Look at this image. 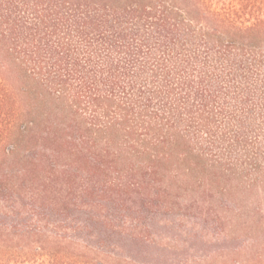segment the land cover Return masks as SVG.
<instances>
[{
  "label": "trees",
  "instance_id": "trees-1",
  "mask_svg": "<svg viewBox=\"0 0 264 264\" xmlns=\"http://www.w3.org/2000/svg\"><path fill=\"white\" fill-rule=\"evenodd\" d=\"M236 1L0 0V264H110L64 248L112 221L72 212L188 179L242 190L264 252V11Z\"/></svg>",
  "mask_w": 264,
  "mask_h": 264
},
{
  "label": "rangeland",
  "instance_id": "rangeland-1",
  "mask_svg": "<svg viewBox=\"0 0 264 264\" xmlns=\"http://www.w3.org/2000/svg\"><path fill=\"white\" fill-rule=\"evenodd\" d=\"M226 2L238 4L236 0ZM252 3L264 11V0ZM131 189L123 190V197L97 195L94 201L101 207L92 208L93 201L86 200L89 207L75 209L72 216L80 222H86L90 214L112 221L110 226L96 224L94 237L86 231L81 238L68 234V240L75 244L64 248L71 252L79 249L89 260L110 264H264V259L259 262L264 252L253 246L254 234L242 228L247 220L240 216V208L245 203L237 187L188 179L168 186ZM258 199L253 196L246 204ZM44 231L50 236L56 233L53 225ZM97 233L113 237L102 245ZM25 245L23 240L13 243L16 247ZM99 250L105 253L95 254ZM15 261L7 260L6 264H29L23 259Z\"/></svg>",
  "mask_w": 264,
  "mask_h": 264
}]
</instances>
